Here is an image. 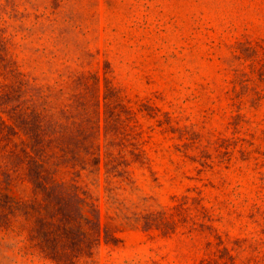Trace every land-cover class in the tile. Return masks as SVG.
Wrapping results in <instances>:
<instances>
[{
  "label": "rangeland",
  "instance_id": "1",
  "mask_svg": "<svg viewBox=\"0 0 264 264\" xmlns=\"http://www.w3.org/2000/svg\"><path fill=\"white\" fill-rule=\"evenodd\" d=\"M3 46L37 101L106 70L132 111L128 177L80 182L101 238L78 264H264V0H0ZM29 235L0 228V264H54Z\"/></svg>",
  "mask_w": 264,
  "mask_h": 264
},
{
  "label": "trees",
  "instance_id": "2",
  "mask_svg": "<svg viewBox=\"0 0 264 264\" xmlns=\"http://www.w3.org/2000/svg\"><path fill=\"white\" fill-rule=\"evenodd\" d=\"M6 55L3 46L0 75L9 82L0 87V228L12 229L22 219L43 257L54 264H78L93 255L101 238L97 206L80 182L88 176L99 181L101 174L106 183L128 177L127 168L137 160L133 156L142 153L130 142L128 159L120 143L132 111L106 70L102 78L79 71L69 78L66 96L59 87L39 102ZM22 182L29 194L13 195L11 189ZM135 218L145 228L169 227L162 212ZM104 237L118 241L112 231L104 230Z\"/></svg>",
  "mask_w": 264,
  "mask_h": 264
}]
</instances>
